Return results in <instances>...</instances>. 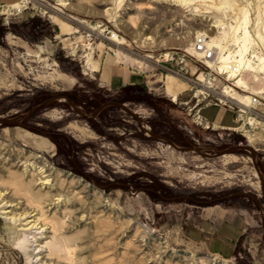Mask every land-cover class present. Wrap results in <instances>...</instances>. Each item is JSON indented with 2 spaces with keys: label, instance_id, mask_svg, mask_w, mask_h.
Here are the masks:
<instances>
[{
  "label": "rangeland",
  "instance_id": "374dc122",
  "mask_svg": "<svg viewBox=\"0 0 264 264\" xmlns=\"http://www.w3.org/2000/svg\"><path fill=\"white\" fill-rule=\"evenodd\" d=\"M211 5V0H194L191 7L168 0H0V116L19 121L34 106L65 92L75 93V101L62 95L87 114L116 101L181 147L211 153L250 145L264 176V144H250L246 136L264 128V70L255 79L244 67L240 77L247 84L238 87V78L224 69L226 74L209 84L213 93L205 102L218 108L223 106L213 102L226 87L235 89L238 100L260 99L254 113L240 120L227 108L235 120L230 128L207 129L194 121L188 107L202 97L194 96L196 88L182 89L177 100L166 90L169 75L158 60L162 64L176 50L191 52L200 33L214 37L225 48L222 55L229 54L228 48L235 59L242 44L236 37L247 31L243 55L252 63L256 54L264 57V0H224L223 9ZM34 17L52 25V38L34 42L13 32ZM217 19L223 20L224 33L215 26ZM62 22L69 24V34L61 32ZM112 32L123 43L109 39ZM118 55L124 61H117ZM134 58L145 61L140 66ZM169 64L177 67L175 61ZM116 66L146 76V83L120 90L123 101L114 99L115 90L103 80ZM97 94L100 100H94ZM186 101L188 106L182 104ZM204 114L213 120L218 109ZM250 116L259 123L249 124ZM90 120L56 100L28 118L30 128L0 125V189L9 187L8 196L24 206L42 202L47 194L58 202L45 213L57 228L58 264H264V217L252 199L237 195L249 193L264 203V187L248 152L206 158L178 151L115 106ZM23 157L46 164L51 184L32 183ZM216 205L224 208V226L212 225L210 207ZM3 211L0 264H40L35 262L38 249L29 257L15 247L20 234L24 244L41 231L10 236L5 218L11 215ZM219 232L224 233L222 252L210 246ZM30 244L34 249L38 242Z\"/></svg>",
  "mask_w": 264,
  "mask_h": 264
},
{
  "label": "bare ground",
  "instance_id": "6f19581e",
  "mask_svg": "<svg viewBox=\"0 0 264 264\" xmlns=\"http://www.w3.org/2000/svg\"><path fill=\"white\" fill-rule=\"evenodd\" d=\"M170 2H173L179 7H191L192 1L194 0H168ZM205 2H208V0H203ZM226 2V1H225ZM211 7H216L217 9H223L224 8V0L216 2L214 0H211ZM69 5V3L67 2ZM62 5V4H61ZM12 7H21L20 3H13L11 5ZM10 6V7H11ZM67 6V5H66ZM4 14V13H3ZM217 27L221 28L222 32L224 33V22L221 19H217L216 21ZM61 32L65 34L70 33V26L69 24H66L65 22H62L60 24ZM248 32L245 31L243 35H237L236 39L239 42H242L240 47V57L233 59V55H231L230 50L227 48V51H229V54L222 55V52L224 51V47L215 41L214 37H209L210 39L207 42L208 48L214 52V57L207 60V65L212 68H218L222 73L225 72L230 73V77L238 78L237 79V86H245L247 84V81L240 77L242 73V69L246 67L250 73L255 77V79H258V75L261 71L264 70V57H262L259 54H256V62H251L250 59L246 58L245 55H243L247 51V43L249 42V35ZM208 37V36H207ZM148 40L152 38V36L146 37ZM116 40V39H114ZM118 40V41H117ZM117 42L123 43V39L120 40V38H117ZM194 46V44H193ZM226 46V45H225ZM228 47V46H227ZM192 47L191 49H193ZM190 49V50H191ZM220 54L222 56H220ZM117 61H124L123 58H121L119 55L117 56ZM137 63L142 66L144 63V59H136L134 58ZM218 62L221 63L218 65ZM138 64V65H139ZM62 75V74H61ZM169 76L167 77V85L166 90L170 96L173 97V99L178 98V94L183 89H189V86L187 83L181 82L179 80V77L175 73H169ZM61 78V77H60ZM212 88V87H211ZM224 100H228L232 103H237L242 108H245L246 110H249L248 107H252L253 105V99L252 96H245L241 98L242 100H238L235 95V89L232 87H226L225 90L223 89L222 95L220 96ZM177 100V99H176ZM242 116V115H241ZM248 120L249 124H258L259 120L257 122H252L254 118H249ZM241 129L246 130L243 128V126L240 127ZM246 136L248 139V142L250 144H253L255 142H260L264 144V128H262L259 132L255 134H251L249 132H246ZM49 147L48 145H45ZM49 149V148H48ZM32 157H23V165H25L24 174L31 176V182L34 184L39 185H47L50 183V179L48 178L51 176L50 174V168L45 165H39L37 166L36 160L31 159ZM51 184V183H50ZM8 188H1L0 189V208H3L4 211L1 213L4 214H10L11 216L8 219L6 225V229L9 231V235L11 236L14 233H19V231H25L32 233L33 229L40 230L41 232H38L37 234H40V237H36V233L33 234V237H35V240L26 242L23 244V239L25 235L20 234V242L15 247L19 252H23L27 254L29 257L33 254L34 250L38 249L36 253V263L41 262L40 264H58V253L60 252V245L59 242H55V235L57 228L55 224L52 223V221L47 220V216H45V213L49 210V206L52 205H58V202L55 203V199L53 196L47 194L42 202H38L36 205L28 206L27 203L20 202L17 200L12 199L10 196H8L9 192H7ZM60 197L57 198V200ZM44 204V206L42 205ZM27 205V206H26ZM46 208V209H45ZM21 209V212L18 213L17 210ZM65 216H67L65 214ZM19 222V223H18ZM18 223V224H17ZM19 226H23L21 229H18ZM43 239V240H42ZM31 242H38V244L34 247V249H31L33 244H30ZM67 254H70L71 250L66 249Z\"/></svg>",
  "mask_w": 264,
  "mask_h": 264
},
{
  "label": "built area",
  "instance_id": "2783aa9c",
  "mask_svg": "<svg viewBox=\"0 0 264 264\" xmlns=\"http://www.w3.org/2000/svg\"><path fill=\"white\" fill-rule=\"evenodd\" d=\"M110 36L111 37H109V39L111 38V40H117V38L119 37V35L115 32H112ZM208 40L209 38L207 37V34L200 33L195 37L193 46L194 48L191 49V52L187 50H176L170 52L171 56L163 59L162 64L160 63L161 61L158 60L160 69L165 72L166 75H168L169 73L177 74L179 80L181 82L187 83L191 90H193V88H196L194 96H202L198 98L197 102L192 107H188V110L190 115L193 111L192 116L194 121L207 129L210 127V124L199 113L200 107L204 105L208 106L210 104V102H205V100H209V98L212 97L211 93L213 92L211 86L209 85L212 83V80H216L217 77H222L224 76V74H226L222 73L218 68H212L207 65V60L214 57V52L208 48V44L206 42ZM172 61L176 62V68L169 64V62ZM197 72H199V74L194 79V76ZM252 99L253 105L252 107H248L249 110L242 108L237 103H232L228 100H224L223 98H216L213 103L215 105H221L223 107L236 110L243 116V114L247 113L253 114L255 109L261 104L260 99L257 96H253ZM174 101L176 102V100ZM182 104L188 106L189 102H182ZM197 106H199V108H197ZM238 113L237 118L238 120H240L242 116Z\"/></svg>",
  "mask_w": 264,
  "mask_h": 264
},
{
  "label": "water",
  "instance_id": "95a60500",
  "mask_svg": "<svg viewBox=\"0 0 264 264\" xmlns=\"http://www.w3.org/2000/svg\"><path fill=\"white\" fill-rule=\"evenodd\" d=\"M66 101L70 107L72 108V110L79 116L85 118V119H94L96 118L101 112L102 110H104L107 107L110 106H115L118 107L120 109H122L123 111H125L126 113H128L131 117L135 118L138 123L142 126V128L153 138L162 141L164 143L169 144L172 148L178 150V151H183V152H194L197 154H200L206 158H217L223 155H227V154H231V153H236L238 151H246L250 154L251 159H252V163L254 165V168L260 178V181L262 183V186L264 187V176L262 175V172L260 170L259 167V163H258V153L257 150L253 147H251L250 145H246V144H237V145H232L230 147H227L225 149L222 150H217V149H213L212 152H208L206 151L205 148L199 147V146H195V147H181L178 146L175 142H173L172 140L159 135L157 133H155L152 129L146 127L145 125H147V122L145 120H143L138 114H136L134 111H132L129 107H127L125 104H122L120 102H116V101H108L106 103H103L102 105H100L95 111H93L90 114H87L85 112H83L82 110H80L71 99H69L67 96H64L62 94H57L54 95L52 97H50L49 99H47L46 101L40 103L37 106H34L33 108H31L27 115L21 119V120H15L9 117H3L0 116V125H8V126H22L25 128H30L26 125V121L28 120V118L37 110L44 108L46 106H48L51 102L53 101ZM40 133H42L44 136H46V133L43 131H40ZM96 187L100 188V189H104L105 187H101L97 184H95ZM237 195L240 196H245L248 197L250 199H252L255 204L258 206L259 210L261 211L263 217H264V203H261L260 201H258V199L256 197H254L253 195L249 194V193H245V192H239L237 193Z\"/></svg>",
  "mask_w": 264,
  "mask_h": 264
},
{
  "label": "crops",
  "instance_id": "0c3cea01",
  "mask_svg": "<svg viewBox=\"0 0 264 264\" xmlns=\"http://www.w3.org/2000/svg\"><path fill=\"white\" fill-rule=\"evenodd\" d=\"M105 82H108L112 90L120 91L126 87H136L146 83V76L142 73L132 72L122 66L112 67L110 72L103 78ZM218 109V118L210 120L206 117L204 112L208 109ZM200 114L212 125V128H230L233 124L234 115L225 107L218 108L214 105L201 106ZM210 219L213 226H224V208L220 206L210 207ZM224 243V233L219 232L217 236H212L210 240V246L214 251L222 252Z\"/></svg>",
  "mask_w": 264,
  "mask_h": 264
},
{
  "label": "trees",
  "instance_id": "16d2710c",
  "mask_svg": "<svg viewBox=\"0 0 264 264\" xmlns=\"http://www.w3.org/2000/svg\"><path fill=\"white\" fill-rule=\"evenodd\" d=\"M42 27L44 29H42ZM52 31H53V27L49 22L42 21V20L35 18V17L30 19L28 22H26L20 28H15V27L13 28L14 33L21 35V36H26V34H27L33 38L34 42L37 41L40 36H46V37L52 38L54 36V33H52ZM62 94L72 97V99L75 101V98H76L75 93L65 92ZM114 94H115V95H113L114 99H117L119 101L124 100V98L120 94V91H115ZM115 96H120V99L115 97ZM94 100H100V94H97L95 96ZM78 101L82 102L83 100L78 99ZM86 120L91 122L90 119H86ZM239 152H242V151H238L236 153H239Z\"/></svg>",
  "mask_w": 264,
  "mask_h": 264
}]
</instances>
